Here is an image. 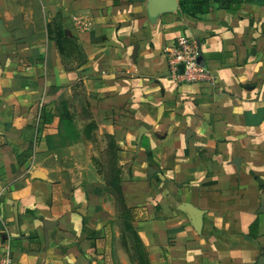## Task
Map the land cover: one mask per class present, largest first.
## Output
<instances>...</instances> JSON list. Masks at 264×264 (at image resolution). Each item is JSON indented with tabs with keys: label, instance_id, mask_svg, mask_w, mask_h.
<instances>
[{
	"label": "crops",
	"instance_id": "0c3cea01",
	"mask_svg": "<svg viewBox=\"0 0 264 264\" xmlns=\"http://www.w3.org/2000/svg\"><path fill=\"white\" fill-rule=\"evenodd\" d=\"M149 1L0 0V254L9 239L14 264H264V7L192 16L179 0L151 17ZM181 35L208 80L171 73ZM50 88L84 90L90 136L50 148ZM108 137L127 211L106 186Z\"/></svg>",
	"mask_w": 264,
	"mask_h": 264
},
{
	"label": "trees",
	"instance_id": "16d2710c",
	"mask_svg": "<svg viewBox=\"0 0 264 264\" xmlns=\"http://www.w3.org/2000/svg\"><path fill=\"white\" fill-rule=\"evenodd\" d=\"M244 3H251L253 5H256L258 7H264V0H180V7L182 11L186 12L189 15L195 16L198 14H204L209 13L212 11L214 4H219L224 9L230 13H235L240 6H242ZM56 42L60 48H65V52L67 54H70L72 51H78V53L81 56V61L83 62V53L80 46L77 44V42H74V40L68 39L64 36V34H59V36L56 38ZM53 94H59L57 100L53 102L55 107V114L60 119V125H59V132L60 135L58 139H54V137L49 136L48 142L50 148H55L56 146H62V147H69L71 145L77 144L81 140V132H79L75 115L71 114L70 112L67 114L62 113V109L65 105H73L70 103V101L67 99V92L68 90L66 88H50L49 90ZM63 106V107H62ZM86 107L88 109V119L90 120V124L88 126V131H85L86 136H90L92 132L97 128L95 122L92 119V115L90 112V103L87 99L86 101ZM84 120V119H81ZM65 121V122H64ZM64 122V123H63ZM64 124H66V128L64 129ZM109 141V150L108 155L111 154L114 159V164H110V162L106 161V186L108 189H110L114 195V198L117 202V204L121 207L123 211H127V207L124 200L123 190L121 186L119 171L115 166V142L113 138L108 137ZM111 168L112 175L117 176V180L115 182H112L111 176L108 172V168Z\"/></svg>",
	"mask_w": 264,
	"mask_h": 264
},
{
	"label": "built area",
	"instance_id": "2783aa9c",
	"mask_svg": "<svg viewBox=\"0 0 264 264\" xmlns=\"http://www.w3.org/2000/svg\"><path fill=\"white\" fill-rule=\"evenodd\" d=\"M171 73L180 77L188 84H196L208 80L210 73L201 62L202 46L192 36L181 35L175 42L165 48ZM184 66L183 73H180L179 66ZM0 264H14V255L9 239L2 244Z\"/></svg>",
	"mask_w": 264,
	"mask_h": 264
},
{
	"label": "rangeland",
	"instance_id": "374dc122",
	"mask_svg": "<svg viewBox=\"0 0 264 264\" xmlns=\"http://www.w3.org/2000/svg\"><path fill=\"white\" fill-rule=\"evenodd\" d=\"M75 53L78 55L76 57L77 61L81 62V56L78 53V51H75ZM67 60V59H66ZM58 94H53L52 92L50 93L49 100L51 103L55 102L58 98ZM67 99L70 101L72 106L70 105H65L64 108L62 109L63 114L71 113L75 115V120L78 126V131L79 132H85L88 131V126L91 123L90 120L88 119V109L86 107V101H87V95L84 92L83 89L77 88L75 91L72 92H67ZM63 107V106H62ZM84 119V120H81ZM65 122V121H64ZM63 122V123H64ZM66 128V124H64V129ZM106 160L110 162L111 166L114 164V159L111 154L106 156ZM111 168H108V172L111 176L112 182H115L117 180V176L112 175L111 173ZM118 207L121 209V207L118 205ZM122 210V209H121Z\"/></svg>",
	"mask_w": 264,
	"mask_h": 264
},
{
	"label": "water",
	"instance_id": "95a60500",
	"mask_svg": "<svg viewBox=\"0 0 264 264\" xmlns=\"http://www.w3.org/2000/svg\"><path fill=\"white\" fill-rule=\"evenodd\" d=\"M179 9V0H150L148 12L151 17H157L165 12H176ZM180 73H183L184 66H179Z\"/></svg>",
	"mask_w": 264,
	"mask_h": 264
}]
</instances>
